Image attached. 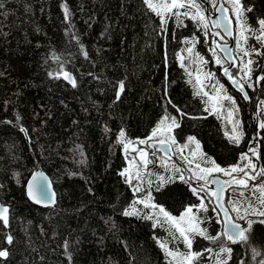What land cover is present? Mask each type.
Here are the masks:
<instances>
[{
  "label": "trees",
  "instance_id": "16d2710c",
  "mask_svg": "<svg viewBox=\"0 0 264 264\" xmlns=\"http://www.w3.org/2000/svg\"><path fill=\"white\" fill-rule=\"evenodd\" d=\"M0 2L4 4L0 9V71L5 73L0 76V183L5 185L4 191H0V202L10 205L9 227L5 229L0 221V247L10 252L7 258H0L4 264H68L63 255L65 240L72 251V264H169L153 237L172 241L175 229L171 224L152 228L149 220L122 215L121 210L131 201L133 190L119 175L125 167H130L131 161L135 177L140 161L137 148H143L150 161L143 169L145 188L148 179L156 182L154 175H148L149 171L165 172V167L173 164L185 171L188 167L194 168L196 163L205 166L199 156L190 155L196 148L192 142L182 149L184 156L192 161L189 165L175 147L174 157L167 158L147 142L140 144L135 140L150 133L165 109L179 118V113L167 102L169 99L197 117L180 118V128L173 129V134L178 133V143H184L187 135H195L201 142V150L222 167L238 163V167L243 168L248 161L241 159L240 153L247 154L256 167L244 170L255 179L245 177L246 186L234 184L225 200L230 212L229 199L244 204L251 200L255 205L260 193L252 186L264 181V176L259 175L264 168V129L259 127L264 120V104L261 103L264 101V80H255L260 69L253 66L248 82L254 87L244 85L249 101L230 86L223 76L227 63L222 65L225 59L217 48L218 43L224 42L223 37L208 18L206 5L201 2L207 28L190 17L183 18L182 25L177 24L174 17H168L163 34L158 35L154 29L159 19L146 10L142 0H65L70 17L67 22L60 0ZM221 3L233 20L236 37L231 4L229 0H215V7ZM255 6L256 13L264 11V0H255ZM215 7L209 3V12L213 13ZM246 15L249 24L258 27L255 14ZM73 34L84 44L87 59L77 41L72 39ZM242 35L247 37V43L241 41L243 48L260 47L254 36L247 32ZM190 42L192 51L188 52L185 49ZM236 43L235 38L237 65L231 72L242 81L243 72L238 66L242 60L246 63L249 58H255V63L262 66L264 60L256 53L244 56ZM212 49L221 60L220 64L215 62ZM196 53L204 59L200 60ZM53 55L58 59L54 60ZM181 63L186 65L187 71ZM60 64L64 71L74 75L77 87L64 81L63 75H48L49 71H58ZM209 72L211 77L207 75ZM197 76L201 85L196 84ZM125 77L128 87L121 92V99L113 103L115 82ZM166 82L167 97L163 93ZM201 86L210 95L223 97L227 93L236 102L239 112H233V120L241 121L239 128L243 131L239 144L229 143L224 135L233 127L228 119L230 102L226 99L210 101L202 92L194 96L193 92H200ZM213 103L217 104L215 112L212 111ZM206 106L207 112L204 111ZM17 114L25 132L16 122ZM122 126L126 136L132 138V145L127 149L115 142ZM250 148L256 155L249 152ZM82 159L84 163H80ZM35 169H42L50 176L57 192L55 207L33 205L25 196L23 185ZM13 170L20 172V184L12 178ZM69 171H78L80 175L69 177ZM242 174L232 172L231 176ZM199 183L203 182L192 181L194 187ZM89 187L92 192L88 191ZM166 188L167 194H155L156 199L177 217L185 205L200 203L183 182L175 181ZM207 188L213 192L211 184ZM200 195L208 204L207 215L213 217L210 223L202 221L201 227L207 225L208 232L215 235L221 230V224L216 222L218 209L211 210L216 207L214 197L209 203V193L201 192ZM135 207L143 208V205ZM191 211L196 216L204 215L195 208ZM186 221L187 217L182 224ZM253 228L256 231L252 243L264 251V234L260 231L264 226L254 224ZM6 234L13 236L12 244L4 239ZM175 235V248L184 251L183 239L178 232ZM227 243L233 248L228 264H239L240 258L252 260L250 249L246 250L239 242ZM169 247L172 248L173 243L170 242ZM206 248L215 249L216 244L195 235L193 249L201 251L203 258L198 264H214V259L202 251ZM260 258L257 256L256 260Z\"/></svg>",
  "mask_w": 264,
  "mask_h": 264
},
{
  "label": "snow or ice",
  "instance_id": "6c2138e0",
  "mask_svg": "<svg viewBox=\"0 0 264 264\" xmlns=\"http://www.w3.org/2000/svg\"><path fill=\"white\" fill-rule=\"evenodd\" d=\"M208 3L212 4L215 7V0H208ZM231 4L230 11L235 16V27H236V46L237 49L243 52V55L246 57H250L251 53H256L261 60H264V11L260 13H256L255 0H229ZM143 6L147 11L153 13L159 19V25L157 29L158 35L163 34V29L167 24L168 17H174L177 24H183V18L190 17L191 20L197 22L202 25L204 28H207V17L205 16V9L202 6L200 0H142ZM223 7V6H222ZM4 8V4L0 2V9ZM60 8L64 12L65 21H69V8L65 3V0H60ZM183 9V11H181ZM221 9H217L220 11ZM224 11H228V9H224ZM246 13H254L255 14V23L258 27H254L249 24V17ZM228 16L216 17L215 21H213L214 26H218L220 22L228 21ZM225 33L228 35H232V30L225 26ZM248 33L255 37L256 41L260 44V47H254L249 45L248 48H243L241 41L247 43V37L242 35L243 33ZM205 35L207 33L205 32ZM214 35H219V33H214ZM72 39L76 40L81 53L84 57L88 58V53L85 51V46L83 43L79 41L78 36L75 34L72 35ZM185 41L188 40L187 37L184 38ZM212 43L215 45L216 41L213 40ZM226 53L230 54V50L227 45H219ZM188 52L192 51V44L189 43L188 47L185 49ZM213 58H215V62L217 64L221 63V60L216 58V52L212 49ZM200 60L204 58L200 56L199 53H196ZM53 59H58L57 56L53 55ZM239 68L243 72L242 81H237L235 79V75L230 73L227 69H224L225 75L228 77L230 81L234 85H236L241 93L243 94V98L245 100L250 99L248 93L245 91L244 85L247 84L248 88H253L254 84L248 82L252 77L253 66L255 68L260 69L258 75L255 76V80L260 82L264 80V66L260 63H255V58H249L245 63L243 60L238 65ZM181 67L185 68L187 71L186 65L181 63ZM5 73L0 71V76H4ZM48 75L50 77H59L63 75L64 79L67 80L72 87H77L76 79L67 71L63 70V64L59 65V70L56 72L49 71ZM91 75V73L89 74ZM209 77L212 76V73L207 74ZM94 79H100L99 76H94ZM126 77L124 79H117L114 86V100L115 103L117 100L121 99V92L125 90L128 85L126 84ZM191 81H189L190 83ZM175 83V81H172ZM196 84L201 85L200 77L197 76ZM220 88H223L221 85ZM201 92L203 96H207L210 101L218 102L220 99H226L230 102L228 107V119L229 122L233 124L231 132L225 131L224 135L228 138L229 143L239 144L240 139L243 136V131L239 128L241 121L239 119L233 120V112H239V108L236 105V102L233 100L232 96L227 93L224 94L223 97L210 95L207 91H204L201 86L200 92H193V95H200ZM164 96H168L167 82L163 88ZM172 107L179 113V118L175 115H170L165 109L164 115L161 116L155 125L151 128V131L148 135H146L143 139L140 137H136L135 140L140 144H145L146 142L151 145L153 143L160 145L161 150H166L167 152H171L173 147L180 149H185L188 147V143L192 142L196 145L195 149H192L190 155L192 157L199 156L201 160L204 161L205 166H201L200 163H196L195 167H188L185 170H182L180 166L175 164L171 165L170 168L165 167V172H148L149 176H155L156 182L154 183L152 179L147 180V187L144 186V168L150 163L147 159L148 153L145 152L143 148H137L136 152L140 157V161L137 162L135 168V177H133L132 169H131V161L129 162L130 167H125L122 171L119 172L121 177H124V182L133 190V196L131 201L127 206L123 207L121 210V214L124 216L136 215L142 219H146L151 221V227L156 228L159 224L162 228L165 227L166 224H171V226L175 229V232L179 233V236L183 239V243L185 245V250L180 251L175 248V241L177 237L175 232L172 233V241H162L159 237L154 235V239L156 243L159 245L160 249L165 253V259L169 261V264H198V261L202 260L201 251L193 249V238L195 235H199L206 240H209L216 244V248H206L203 249L205 253H207L212 259H214V264H228V261L232 258L233 248L229 246L227 242H231L233 244L239 242L241 246L245 247V249H250L252 252V260L246 261L243 258H240L239 264H264V251L258 250L257 246L253 245L252 241L255 234V229L253 228L254 224L264 226V181H261L257 185H253V188L258 189L260 196L257 197L255 201V205H259V207L255 206L251 200H248L246 204L241 201L233 202L231 199L227 200V203L231 207V213H235L233 216L228 208H224L221 206L220 201L222 199V192L224 186L227 184H236V185H244L248 184V180L245 177H249L250 179H255V176H250L249 172L244 169H255V164L248 159L246 153L241 152L240 157L243 160H247L248 162L243 165V168L238 167V163L228 164L226 167H222L220 163H218L211 155L206 152H203L200 148L201 142L196 138L195 135H187L184 139V143H178L176 136L177 134H173V129L180 128V118L189 117L191 119H196L197 117L193 116L191 113L185 112L180 106L173 103L171 99L167 101ZM203 102V100H202ZM264 104V101H261ZM7 104V101H5ZM217 104H212V111H216ZM205 112L208 111L207 106L204 109ZM21 117L19 114L16 115V122L20 127L22 132H25L26 129L22 124H19ZM8 123H12V121H8ZM43 123V121L41 122ZM75 123V121L73 122ZM259 127L264 129V120H262L259 124ZM107 131V128L105 129ZM154 137H159L158 139H153ZM116 143L123 144L124 149H127L132 145V138L126 136L125 128L120 127L117 136ZM79 148V145H77ZM252 155H256V152L253 148L249 149ZM180 155L184 158L187 164H192L191 160H188L186 156H184L183 151L180 152ZM83 157V153H81ZM80 163H84L82 159ZM163 163L167 165V160H164ZM143 166V167H142ZM213 172L223 173L225 176H230L229 180L221 182L219 179L215 177H211ZM232 172H242L241 176H231ZM127 173V176L125 174ZM187 173L188 178L185 179V175ZM69 177L71 176H79L80 172H72L69 171L67 173ZM259 175L264 176V168L260 170ZM12 178L16 181L17 184H20V172L13 170ZM135 180V183L133 182ZM202 181L203 183H199L198 187H194L192 185V181ZM175 181L183 182L188 185L191 190L192 195L198 197L200 200L199 204L185 205L183 210L180 212L179 216L173 215L170 211H168L163 203H160L156 199L155 194H159V196H165L168 192L166 188L167 185L172 184ZM215 183L217 185L214 192H210L207 188V185ZM24 194L28 198V200L32 201L37 205H44L46 207L53 206L57 203L56 201V193L54 192L52 182L50 178L45 175L44 171L33 170L30 173V176L26 178V181L23 185ZM5 185L0 183V191H4ZM89 192H92L93 189L91 187L88 188ZM201 192L209 193V203H211L213 195L216 201V207H213L212 212L217 211V207L221 208L223 219H220V213H217L216 222L221 224V230L215 232V235H211L208 232V227L205 225L201 227L202 221H208L209 223L212 221L213 217L207 215L208 212V204H205L204 197L200 195ZM139 193V195H136ZM243 195V193H241ZM255 195V193H253ZM135 205H143V208H137ZM9 208L10 205L7 203H0V221L3 223V227L7 229L9 227ZM195 208L198 211L204 213L202 216H196L192 213V209ZM131 209V210H130ZM147 209L148 211H145ZM143 213V215H141ZM243 213V215H241ZM162 217L163 219H159ZM185 217H187L186 224H182V221H185ZM252 217H255L253 219ZM111 218H109L110 220ZM241 221L243 223H241ZM107 222V221H106ZM115 226V225H113ZM261 233L264 234V228L260 229ZM55 235V233H54ZM4 239L8 244H12L13 236L11 234H6ZM173 243V247H169V243ZM64 253L63 255L67 258L68 264H72V251L69 245V242L65 240L64 244ZM10 252L6 247H0V258H7ZM261 257L258 261L256 257ZM170 258V259H169ZM43 259V257H41ZM0 264H4L3 260H0ZM206 264V262H205Z\"/></svg>",
  "mask_w": 264,
  "mask_h": 264
},
{
  "label": "water",
  "instance_id": "95a60500",
  "mask_svg": "<svg viewBox=\"0 0 264 264\" xmlns=\"http://www.w3.org/2000/svg\"><path fill=\"white\" fill-rule=\"evenodd\" d=\"M200 2H202L204 5H206L207 13H208V15H209V17H210V19H211V21H212V24H213V21H215L216 17H222V16L227 15L228 18H229L228 21H223V20H222L218 26H214V24H213V27L218 28V29L220 30L221 34L224 36V38H225L226 41H227L226 43H220L219 45H224V44H226L227 47H228V49L230 50V54H229V53H226L221 47H219V45H218V49H219V51L221 52V54L224 56V58L226 59V61H227L228 64H229L225 69H227V70L231 73L232 68H234V67L236 66V63H237L236 58H235V56H234V52H233V50H234V45H235V33H234V24H233V22H232V19H231L230 15L228 14V12H227V11H224V9H227L226 6H225L224 4H222V3H221V4H218V5L216 6L215 13L211 14V13H209V6H208L209 4H208V0H200ZM222 6H223V7H222ZM217 9H221V10H220V11H217ZM225 26L229 27V28L232 30V35H228L227 33H225V31H224ZM70 74L74 77V75H73L72 73H70ZM223 74H224V77L226 78V80L228 81V83L231 85V87H232L233 89H235L237 92L241 93V91L239 90V88H238L236 85H234V84L232 83V81H230V80L228 79V77L225 75L224 72H223ZM235 79H236V78H235ZM236 80L239 81L238 79H236ZM64 81H66L67 83H69V82H68L67 80H65V79H64ZM69 84H70V83H69ZM70 85H71V84H70ZM245 91H246V90H245ZM241 94H242V93H241ZM242 97H243V94H242ZM245 101H249V99H248V100H245ZM150 146H151V148L154 149L155 151H160V152H161L165 157H167V158H172V157H174V151H173V149H172L171 152H167V153H166V150H161L160 145H158V144L153 143V144H151ZM35 170L44 171V170H42V169H35ZM44 172H45V171H44ZM45 175H47V176L50 178V176L48 175L47 172H45ZM212 177H215V178L219 179L221 182L230 179V178H224V177L221 176V175H213ZM50 180H51V178H50ZM51 182H52V180H51ZM52 185H53L54 192L56 193V201H57V192H56V189H55V187H54L53 182H52ZM211 185H212L213 192H214V190L216 189L217 185H216L215 183H211ZM233 185H234V184H227V185L224 186V189H223V192H222V199H221V201H220L221 206L224 207V208H228L227 205H226V200H225V198H226V193L228 192L229 188H231ZM213 197H214V195H213ZM27 199H28V198H27ZM29 202L32 203L33 205H37V204L33 203V202L30 201V200H29ZM0 203H2V202H0ZM214 203H215V205H216L215 198H214ZM37 206H40V207H44V208H46V206H44V205H37ZM55 206H56V204L53 205V206H48V207H55ZM217 209H218V211H219V213H220V215H221V218L223 219V214H222L221 208H220V207H217ZM228 209H229V208H228ZM229 212H230V210H229ZM230 213H231V212H230ZM253 219H255V218H253ZM241 223H243V222H241Z\"/></svg>",
  "mask_w": 264,
  "mask_h": 264
},
{
  "label": "rangeland",
  "instance_id": "374dc122",
  "mask_svg": "<svg viewBox=\"0 0 264 264\" xmlns=\"http://www.w3.org/2000/svg\"><path fill=\"white\" fill-rule=\"evenodd\" d=\"M223 41H224V38H223ZM226 63V61L224 60V62L222 63V65H224ZM224 70V69H223ZM182 151V149H180V152ZM214 174H219L221 176H224V177H228V176H225L223 173H217V172H213V175ZM181 223H184V222H181Z\"/></svg>",
  "mask_w": 264,
  "mask_h": 264
},
{
  "label": "flooded vegetation",
  "instance_id": "af4514ba",
  "mask_svg": "<svg viewBox=\"0 0 264 264\" xmlns=\"http://www.w3.org/2000/svg\"><path fill=\"white\" fill-rule=\"evenodd\" d=\"M226 178H229V177H226Z\"/></svg>",
  "mask_w": 264,
  "mask_h": 264
}]
</instances>
